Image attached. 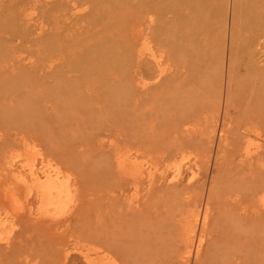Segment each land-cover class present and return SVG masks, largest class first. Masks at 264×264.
I'll return each instance as SVG.
<instances>
[{"label":"rangeland","instance_id":"rangeland-1","mask_svg":"<svg viewBox=\"0 0 264 264\" xmlns=\"http://www.w3.org/2000/svg\"><path fill=\"white\" fill-rule=\"evenodd\" d=\"M59 1L28 0L33 24L27 30L15 33L0 25V165L30 149L38 162L44 157L60 167L72 191L55 220L32 218L38 203L27 199L28 211L24 207L14 218L13 241H0V264H88L84 252L114 264H264V154L255 158L264 147V72L254 68L264 61V48L255 46L260 40L252 45L254 60L245 50L230 70L231 7L224 19L213 20L207 12L203 30L190 37L199 51L176 61L166 42L165 73L155 82L151 65L139 61L133 49L132 34L146 29L138 16L147 0H106L94 19L90 0L54 8ZM16 3L0 0L7 24L24 21ZM45 5L54 8L48 18L41 14ZM54 34L70 46L54 62L67 69L60 76L44 59L50 53L43 42ZM97 38L120 46L100 72L92 67L93 57L86 58L95 53ZM127 46L133 60L124 70L118 63ZM73 53L82 56L81 67ZM27 65L32 70L25 76L18 70ZM178 69L186 77L173 83L170 74ZM126 80L132 86L127 95ZM248 146L250 157L243 152ZM119 150L137 154L144 168L167 169L166 174L180 168L183 177L174 184L158 172L148 190L145 177L133 179L120 169ZM198 211L209 215L198 229L202 244L186 255L184 218Z\"/></svg>","mask_w":264,"mask_h":264},{"label":"bare ground","instance_id":"bare-ground-1","mask_svg":"<svg viewBox=\"0 0 264 264\" xmlns=\"http://www.w3.org/2000/svg\"><path fill=\"white\" fill-rule=\"evenodd\" d=\"M27 1L28 0H17L16 3V5L22 8V14L25 16L24 21H21L17 25H12V24H7L6 22L7 19L0 17V25L2 23L3 25L7 26L9 30L15 33H19L22 30H27L29 26L33 24L32 23L33 17L31 14L27 12V7H26V5L28 4ZM76 1L77 0L59 1L60 3H57L58 5L55 6L54 8L71 9L76 7ZM105 1L106 0H90L94 8L93 9L94 13L92 15L93 19L95 17V14L101 11L102 9L101 5ZM147 1L148 3L146 10H144L138 16V19L140 20L139 23L145 24L146 29L135 32V35L134 33L132 34L133 38L137 40L135 41L136 43L134 44L133 49L139 61L146 60V64L151 65L150 71H152L154 76L157 77V80L155 82L159 81L158 79L165 73L164 70L162 69L163 53L161 50L166 42L170 41L172 43L173 51L171 54L173 55V58L176 61L185 62L184 59L186 58V56L193 55L197 51H199L198 49L194 48V43L192 44L190 37L203 30V28L206 25V22H208L209 20L207 19L208 16H206L207 12L210 13L209 16H212L213 20H216V18L224 19V17L228 18L229 6L231 7L230 10L232 12L233 21L229 33L231 37V42L233 44V48L230 55L231 56L230 64H229L230 70H232L233 66L235 65V62L237 61L236 56L245 50H251L250 55L252 60H254L255 49L252 48V45L255 42H258L260 40L258 44L255 46H260L264 48V0H249V2L251 3L249 5H244V3H246V1L248 0H147ZM54 8L53 6L52 7H47V5L43 6V8H41L42 16L48 18L49 17L48 13ZM71 16H67L63 20L64 23L67 24L68 22L65 21L70 19ZM172 18L173 20L171 21ZM157 21L163 23L161 27L156 30L151 29L152 25H154ZM70 22L71 21H69V23ZM253 24L256 25L254 26ZM226 32L227 30H225V33ZM95 35L92 36L95 38ZM130 36L131 35L127 36L126 38ZM126 38L124 37L123 45H125ZM40 39L41 38H39V40ZM28 42H30V40ZM38 42L40 43V41ZM62 42L63 40L58 35L55 34L49 35L43 42V46H45L46 52L50 53V55L48 56L50 58L47 59L44 58L46 60L45 63H47L50 67H52L51 69L52 71H54L56 76H60V74L62 75V72L67 70V69L65 70L64 67L57 66L58 62H56L57 64L54 63L59 58V52H63L67 47H70L69 45L65 46ZM79 42L80 40L76 39L75 41L70 42V44L73 45V47H77ZM94 43L93 46L95 47V53L89 57L86 56V58L93 57L92 67L94 68L95 71L99 70L100 72L101 71L100 69L104 68L101 66L106 64L104 62L107 60V56L110 54L111 55L115 53L117 54L118 51L115 52L114 49L116 48V46H118V43L117 41L116 43H114L113 40L111 43H107V42L105 43L103 41H99L98 38L97 41ZM119 47L120 46H118L117 49H120ZM127 47H128L127 51H124V53L121 51L124 59L121 58L122 60H120L118 63L121 64L120 67L122 66L124 70L129 66V63L133 60V55L131 53L132 51L131 46H127ZM41 50H43V48ZM119 53L120 52H118V54ZM74 55L78 56L76 53H73V56ZM263 55H264V50H263ZM81 57L82 56H78L77 60L74 62L77 63L76 66H79L78 65L79 61H83ZM88 61L89 59L87 60V62ZM39 62L41 61L39 60ZM74 63L73 66L71 67H75ZM22 64L24 65L23 62ZM35 66H33L34 69ZM39 66L36 67L38 68ZM139 66H142V64H140ZM23 67H25L26 69L29 67L30 69V70L29 69L26 70L24 68H21V70H25L22 72L18 70L21 74H23V72L26 73L24 74L26 76L29 74V71H31L32 69L30 68V65L28 67L26 66ZM79 67H81V65ZM254 68L263 70L264 72V61L259 60L256 63H254ZM187 72L189 73V71ZM17 73H15L16 79L18 78ZM87 73L88 72L86 71V73L84 74ZM21 74L19 75L18 73L20 79L22 78ZM121 74H123V71L121 72ZM223 74L224 72L219 74V76L222 77ZM124 75L126 78L127 77L126 73ZM25 76L24 79L21 80H26L27 78L25 79ZM181 77H186V76L184 75V73H182V70L178 69L174 73H171L169 78L171 82L175 83ZM127 82L128 81L126 80L125 83L127 84V86H123V88L124 87L126 88L120 89L121 91L123 90L125 92L127 91L126 95L129 94L130 91H132V86L130 84V81L128 83ZM120 84H122L121 81ZM162 85H164L163 82L154 83L149 88V91L151 90L152 92H154ZM175 86L179 87V84H176ZM120 87L118 86V88ZM262 89H264V85H262ZM113 90H117V89L114 88ZM118 93L121 92L119 91ZM114 94L112 92V97H114ZM119 96L121 95L119 94ZM227 102L230 105L232 103V100L229 99L228 97V93H227ZM250 146H248L247 149L245 148L246 150L243 151L244 155L247 157L252 156L251 150L253 149H250L249 148ZM29 150L30 149H27L25 150V152H20L18 155H13V157H10L5 164L0 165V241L5 240L6 243H8L7 245H9L11 241H13L10 240V235L12 232L14 220H16L14 218L17 217L18 215H21L23 212H25V210H27V208L25 207L27 203L26 202L27 199L29 198L31 199V197L32 198L35 197V200L38 203L35 206L37 207L36 208L37 210L33 211L32 209L31 211V213L33 214L31 215L32 218H46L45 220L47 219L55 220L56 217L58 216V211L63 209V206L67 202L69 195L72 191V186H73L72 180L69 176H64L63 171L60 167L55 166L50 162L49 159H44V157L41 158L42 159L41 162H38L39 159L36 160L37 157L36 156L33 157L36 154L32 155L31 157L30 155L31 150L30 152ZM261 154H264V147L262 148L260 147V150L256 151L255 158L261 156ZM115 156L117 157L118 166L120 167V169H122L123 172L129 171L128 174H130V176L132 175L133 179H142L144 177L147 179L146 186H148L147 187L148 190H151L153 186L157 183L158 172L160 173V178H163L164 180H167L174 184L178 182L181 179V177H183L182 176L183 170L180 168H176L175 170H172L171 172L166 174L167 169L161 170L158 169L157 167H152V168L141 167L139 163H137V159H138L137 154L133 155L132 153L129 152L126 153L122 151V152H118ZM194 174H191L192 177ZM262 189L264 190V184H262L260 191ZM24 207L26 208L25 210ZM27 213H30V211ZM208 216L209 215L207 211H205V213H200V211H198L197 213L190 215L188 218L186 217L184 218V222H183V225H185L184 241L188 243L187 251L185 252L186 255H189L194 248L197 251L200 249V246L202 244L201 243L202 239L198 233L199 232L198 229L200 228V226L205 227L207 225ZM56 227L57 225H54V228ZM63 248L65 254L68 255L69 249L65 248V246ZM84 253L88 264H114L112 261L105 262L99 259H93L89 253L87 252Z\"/></svg>","mask_w":264,"mask_h":264}]
</instances>
